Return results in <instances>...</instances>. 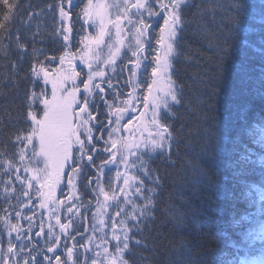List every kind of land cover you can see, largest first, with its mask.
I'll return each mask as SVG.
<instances>
[{
  "label": "trees",
  "instance_id": "16d2710c",
  "mask_svg": "<svg viewBox=\"0 0 264 264\" xmlns=\"http://www.w3.org/2000/svg\"><path fill=\"white\" fill-rule=\"evenodd\" d=\"M228 2L183 0L181 4L170 73L180 103L172 102L159 117L173 132V147L170 158L160 150L148 152L143 158L148 159L159 183L145 178V187L155 188L153 218L142 222L140 234H133L134 240L141 243L130 242L123 253L127 264H201L210 249L212 264H222L225 257L235 254L240 232L258 216L248 198L252 182L264 183V138L252 140L249 126L264 118V20L250 12L243 17V26L249 31L233 34ZM260 2L246 0L252 6ZM56 3L57 0H21L18 19L9 23L6 31H0V161L12 160L21 170L16 163L18 156L13 159V153L25 145L17 144L15 137L26 134L23 130L29 127L23 116V95L26 88L33 86L28 83V60L20 63L16 38L28 52L35 48L49 58L62 54L65 48L63 40L57 39V16L49 7ZM30 16L35 19L29 21ZM33 34L34 43L25 39ZM41 88L48 91L42 81L35 85L37 92ZM27 151L31 152L30 146ZM84 171L88 179L94 176L86 167ZM78 187V195L85 203L92 200L80 184ZM3 196L0 185V204L6 208ZM113 211L111 208L109 213ZM94 212L89 213L86 233V212L78 206L83 223L80 234L85 239L73 233L76 240L68 241L69 247L76 244L72 258L67 257L66 249L54 254L60 256L61 264H92L89 236L98 240L99 248L108 240L109 252H114L110 227L106 225L107 237L103 232L98 237L90 231L96 225ZM3 232L0 222V233ZM217 234L222 239L214 245L212 237ZM61 242L64 244V240ZM85 244L86 252L77 248ZM52 264H56L55 259Z\"/></svg>",
  "mask_w": 264,
  "mask_h": 264
},
{
  "label": "snow or ice",
  "instance_id": "6c2138e0",
  "mask_svg": "<svg viewBox=\"0 0 264 264\" xmlns=\"http://www.w3.org/2000/svg\"><path fill=\"white\" fill-rule=\"evenodd\" d=\"M182 3L183 0H174L169 5H162L163 11L167 12V17L163 19L164 26L159 28L158 38L149 36L148 29L152 25L145 22L152 19L153 13L149 10L151 5H146L140 0L134 3L130 0L125 2L122 5L124 11H118L115 20L107 19L106 10L103 7L94 5L92 0H87V3H84L83 7L75 13L76 21L82 24L77 32V47L81 49L80 52L72 51L66 43L63 48H69V50H62V54L49 58L35 48L31 52L26 51L27 46L17 36L16 46L21 53L20 63L23 65L24 60H28V83L33 88H26L23 95V116L29 127L23 130L26 134H17L15 137V142L25 147H21L18 153H13V159L18 156L16 163L21 165L26 175L21 178L19 175L21 169L17 168L12 160L0 161V185H3L4 193L2 203L8 205L7 208H3L0 204V211L4 213L0 216V222L5 227V231L0 233V264H9V262L10 264H38L31 252H25V248L33 244L31 239L33 235L39 237L41 233L52 245L46 249L49 253H55L61 246V237H63V249H66L67 257L71 259L76 244L73 243L72 247H69L68 241H75L76 235L73 233L80 234L83 227L82 216L77 214L73 205H78L85 212L91 208L96 209L93 217L98 223L90 231L99 237L96 228H100L104 237H107L108 232L104 226L110 227V239L115 242L117 253V258H113L110 264H117L118 260L119 264H127V261L123 259V253L129 249L130 242L137 245L141 243L140 240H134L133 234H140L142 222L153 218L152 194L155 193V188H146L145 178L153 184L159 183V177L154 176L148 159L142 158L141 146L152 152L160 150L165 155H169L173 147V132L170 126L165 125L159 119L158 109L161 103L158 97L153 96V86L158 83L156 77L168 74L170 57L174 52L172 41L177 35ZM20 4L21 0H0V31H6L9 23L18 19ZM49 7L58 13L60 35L57 39L68 42L69 34L72 32L73 12L78 7L77 0H57L56 4ZM169 8L172 11H168ZM250 12L258 14L264 20V0H261L258 6L249 5L246 0H229L227 14L230 31L233 34L249 31L243 26V17L249 15ZM132 17L136 19L133 20ZM28 19L31 21L35 19V16H30ZM66 21L69 22V26L65 30L63 25ZM93 23L97 26L96 34H84L81 37L80 33L85 32L83 25L91 26ZM125 32L128 33L129 46L134 50L127 64V67L132 70L131 76L124 82L123 87H131L132 91L117 93L115 89L120 85H111L106 80L104 71L100 70L102 61H100L98 51L103 50L101 46L108 49V63L114 68L115 59L124 47L122 34ZM25 39L32 40L34 43L35 34L31 37L26 36ZM153 39L155 40L154 45ZM109 41L111 43H108ZM42 56L43 61H48L47 65L42 61ZM76 59L82 61L83 66L87 68L79 84L77 79L80 73L73 65ZM93 61L97 62L96 70H93ZM153 61L150 83H144L149 79L146 74ZM52 63H58L60 67L53 69L50 66ZM138 74L141 78H133ZM96 80H104L105 87L112 91L113 96V102L105 104L107 110L104 116H110V119L102 122H95L96 117L93 116V111L96 110V104L90 99L93 89L101 97L105 95L100 85L95 83ZM41 81L44 86L50 84V93L44 88H41L39 92L35 90V85ZM80 84L83 85L82 89ZM144 88L147 90L146 95ZM138 92L140 94H137ZM78 94H82L83 99H78ZM120 95H126L127 99H119ZM169 97L171 101L180 103L175 88L169 89L165 100ZM116 101H119V107ZM101 103H104L103 99ZM163 106L169 107L167 103ZM113 108H115L114 112L111 111ZM150 108L152 111L149 114ZM136 109H143V111L137 115ZM134 119L138 123L134 124ZM94 129L100 134L96 135ZM125 131L129 133L137 131L140 139L125 137L123 135ZM81 135L84 137L83 140L80 138ZM98 145L103 146L98 147ZM28 146L31 147V152L27 151ZM74 148L79 155H73ZM133 149L136 153L134 161L129 159L133 155ZM86 150L91 154L87 155L85 163ZM102 155L106 158L100 159ZM32 161H35L36 166H30ZM41 164L42 167L39 166ZM77 165L81 166L77 167ZM110 166L117 168V171L114 177H108L107 188H105V170L111 171ZM120 166L126 169L123 173L118 170ZM85 167L94 174L93 179H88L84 171ZM129 168L141 169L140 177L129 175ZM66 169L70 170L69 173H66ZM29 172L31 175H27ZM3 177H8V179L5 180ZM79 177H83V180H79ZM121 179L124 187L114 188V182ZM16 181L20 185L19 196L16 195L14 185ZM62 184L63 187L68 188V193L63 191ZM77 184L81 185L85 194L92 196V200L85 203L81 197L76 195ZM90 185L95 187H90ZM58 189L66 200L56 198ZM129 190L136 200L140 201L139 204L128 196ZM117 191L124 193L119 202H117ZM33 198L39 203L32 206L25 203V200L31 202ZM11 200H15L16 203L13 204ZM121 203L124 205L123 208L120 207ZM37 207L41 211L39 219L34 221L33 217L37 214ZM108 207H113V213L105 212ZM45 211L50 212L46 229L44 223L41 222ZM29 212L33 215L26 216L25 213ZM62 212L67 213L64 217L67 222H62ZM102 216H107L108 219H100ZM13 220L16 223H13ZM21 220L28 225L27 228L23 227ZM57 227L59 235L56 234ZM100 238L103 240V237ZM80 239H85L84 235L80 234ZM92 239V236L88 237L89 243ZM106 245L107 241L104 242L105 251L107 250ZM81 248L85 252L88 250L87 244L82 245ZM35 250L33 246V251ZM25 256L28 259H23ZM53 258L56 264H61L58 255L44 259L48 264H52ZM92 264H96L95 260Z\"/></svg>",
  "mask_w": 264,
  "mask_h": 264
},
{
  "label": "rangeland",
  "instance_id": "374dc122",
  "mask_svg": "<svg viewBox=\"0 0 264 264\" xmlns=\"http://www.w3.org/2000/svg\"><path fill=\"white\" fill-rule=\"evenodd\" d=\"M134 1H135V0H130V2H133V3H134ZM125 2H129V0H92V3H93L94 5H99V6L103 7V8L106 10V13H107V19H111V20H114V19L116 18V15H117V12H118V11H119V12H123V11H124L122 5H123ZM153 2H154V0H145L144 3H145L146 5H151V6H152V3H153ZM77 3H78V7L74 10V12H73V20L71 21L72 32L69 34V36H70V40H69L68 42L63 41V43H64V44L67 43V44L69 45V48H70L72 51H74V52H80V51H81V49H80L79 47H77V32H75V29H74V28H75V26H76V23H77V25H79L80 27L82 26L81 22H77V21H76V15H75V13H76V11H79V8H80V7H83V4H84V3H87V0H82V2H81V0H79V2H78V0H77ZM80 3H82V4H80ZM79 4H80V5H79ZM164 4H165V5H166V4L168 5V0H158V4H157V5H158L159 7H161V6L164 5ZM161 9H163V8L161 7ZM149 10H151V8H150ZM169 10H171V8H169L168 11H169ZM162 11H163V10H162ZM55 12H56V14L58 15V13H57L56 10H55ZM163 12H164V14H167L166 11H163ZM146 13H147V12H145V14H146ZM166 17H167V15H165L164 18H166ZM132 19L135 20V17H132ZM81 21H83V17H81ZM74 24H75V25H74ZM68 26H69V22L66 21V22L64 23L63 27H64V29L66 30V29L68 28ZM163 26H164V25H163V23H162V27H163ZM83 27H84V29H85V32H81V33H80V36H81V37H82L84 34H89V35H95V34H96V28H97V26L95 25V23H93L91 26L85 24V25H83ZM59 29H60V28H59ZM58 31H59V30H58ZM158 33H159V32H158ZM157 35H158V34H157ZM122 36L124 37V47H123L122 49L125 48V50H122V51L120 52L119 55L123 54V53L126 51V48L129 46V43H130V42H129V39H128V33H127V32L123 33ZM108 43H111V42L109 41ZM101 47H102L103 50L98 51V55H99V57H100V61H102V63H100V70H103V71H104V73H105V78H106V77H111V76H113L114 73H115L114 70L116 69V66H117V64L119 63V62H118L119 60H116V59H115V67L113 68V66L110 65V64L108 63V49H107V48H104L103 46H101ZM69 48H65L64 51L69 50ZM44 63L47 65V64H48V61H44ZM96 64H97V62H96V61H93V70H96ZM73 65H74V67H75V70H76L77 72L80 73V77L77 79V83L79 84L80 79L83 78V77L85 76V73H86V71H87V68H86V66H83L82 61H80L79 59L74 60V61H73ZM50 66H51V68H53V69L60 67V65H59L58 63H52ZM152 66H154V61H153V63H152ZM142 67H143V65H142ZM149 73H150V80H151V70L148 71V75H149ZM169 75H170V68H169V71H168L167 76L156 77V79L158 80V83H157L156 85L153 86V96H154V97H158L159 100H160V103H161V106H160V108L158 109V116H159V117H160V113L163 112V111H165V110L167 109V107H164V106H163L164 103H167V104L169 105V104H171V103L173 102V101L170 100V97H169L167 100H165V98H166L167 95H168L169 89H170V88H175L174 85L172 84V82L170 81V77H169ZM135 79H136V77H135ZM150 80H149L148 83H150ZM98 81H102V80H96L95 83L98 82ZM69 83H70V82H69ZM48 86H49V91H50L51 86H50V85H48ZM82 87H83V85L80 84V88H81V89H82ZM137 94H140V93L138 92ZM146 94H147V90H145V95H146ZM49 98H50V96H49ZM78 99H83V95H82V94H78ZM90 99H91L92 101H94L93 93H92ZM149 99H151V97H150ZM77 111H78V109H77ZM135 111L137 112V115H139V113H140L141 111H143V109H136ZM148 111H149V114H150L151 111H152V109L150 108ZM159 119H160V118H159ZM133 123L136 124V123H138V121H136V120L134 119V120H133ZM129 127H131V126H129ZM123 135H124L125 137L131 136L133 139H140V137H139V133H138L137 131H133V132H131V133H129L128 131H125V132L123 133ZM81 137H82V135H81ZM106 137H107V136H106ZM148 152H152V151H149L147 148H144L143 146H141V153H143L142 158H144V156H145ZM78 154H79V153H78ZM135 155H136V153H135V149H133V155L130 156L129 159L134 161V160H135ZM30 166H36L35 162H34V163L32 162ZM39 166L42 167V164L39 165ZM110 168H111V171H109V170H107V169L105 170V177H104V179H106V186H107V179H108V177H109V176H113V177H114V176H115V172L117 171V168H112V166H110ZM118 170H119L120 172L123 173L126 169H125L123 166H120V167L118 168ZM65 171H66V173H69L70 170H67V169H66ZM128 172H129V175L137 176V177L139 178V177H140V173L142 172V170L139 169V168H136L135 170H133L132 168H129V169H128ZM14 175H15V174H14ZM19 175L21 176V178H23V177L26 175V173H25L23 170H21V171L19 172ZM27 175H31V173L29 172V173H27ZM78 179L80 180L81 177H79ZM14 185H15V188H16V195L19 196V193H20V185H19V182H18V181L14 182ZM78 185H79V184H77V189H78ZM61 187H63V184L61 185ZM113 187H114V188H123L124 185H123V183H122V179L119 180V181L114 182ZM105 188H107V187H105ZM63 191H64L65 193H68V192H69L68 188H66V187H63ZM77 193H78V190H77ZM77 193H76V195L78 196ZM116 195H117V201H118L119 199H121V197L124 196V193H121V192L117 191ZM128 196H129L133 201L136 200V198H135V196L132 194L131 190H129ZM56 198L59 199V200H66V197L60 194L59 189L57 190ZM10 199H11V198H10ZM11 202H12L13 204L16 203L15 200H11ZM25 203L28 204L29 206H32L33 204H38L39 201H37V200H35V198H33V201L30 202V201L25 200ZM113 203H116V202H113ZM6 205H7V204H6ZM7 207H8V205H7ZM7 207H6V208H7ZM123 207H124V205L122 206V208H123ZM73 208H74V210L77 212V210H78V205H73ZM111 208H113V207H108V208H106V209H105V212L109 213V211H110ZM9 211H12V210L9 209ZM40 211H41V210L37 207V208H36V213H37V214L33 217L34 221L37 220V219H39V212H40ZM95 213H96V209H95L94 214H95ZM77 214H78V213H77ZM25 215H26V216H30V215H33V214L29 212V213H25ZM49 216H50V212H49V211H45L43 221H41L42 223H44V227H45V229H46L47 226H48ZM66 216H67V213H66V212H62V222H67L66 220H64V217H66ZM100 219H105V220H107L108 217H107V216H102V217H100ZM94 221H95V223H98L97 220H94ZM12 222H13V223H16L15 220H13ZM20 223L23 225L24 228H27V227H28V225H27L26 223H24L23 220H21ZM118 226H119V225H118ZM104 227H105L106 229H108L106 225H105ZM3 231H5L4 224H3ZM96 231H97L99 234L101 233L100 228H96ZM109 233H110V235H111V230H110ZM56 234L59 235V228H58V227L56 228ZM66 234H67V233H66ZM92 237H93V236H92ZM31 239H32V241H33V244L28 245V247L25 248V252H31V253H32V257H33L38 263L43 262V263H45V264H48L47 260L44 259L45 257H53L55 253L59 252L60 250L63 251V243L61 242V246H60L59 248H57V250L55 251V253H49V252H47L46 249H47L48 247H51L52 245H51L49 242L46 241V238L44 237V235H43L42 233L40 234L39 237H36L35 235H33V236L31 237ZM62 240H64L63 237H61V241H62ZM109 240H110V239H109ZM107 241H108V240H107ZM114 244H115V242H114ZM91 245H92V246L94 245V247H95V249L92 248V246H91L90 248L92 249V254H93V257H94L93 259L95 260L96 264H110V261H111L113 258H117L116 248L114 247V252H113V253L109 252L108 243H107V245H106V249H107L106 251H105L104 243H101V247L99 248V247H98V240L95 239L94 237H93V239H92V241H91ZM33 246H35V249H36L35 251H33ZM5 247H6V245H5ZM109 254H110V255H109ZM23 259H28V257L25 256V257H23ZM53 259H54V258H53ZM53 259H52V260H53ZM9 264H10V262H9ZM117 264H119V260L117 261Z\"/></svg>",
  "mask_w": 264,
  "mask_h": 264
},
{
  "label": "clouds",
  "instance_id": "9594fccd",
  "mask_svg": "<svg viewBox=\"0 0 264 264\" xmlns=\"http://www.w3.org/2000/svg\"><path fill=\"white\" fill-rule=\"evenodd\" d=\"M249 128L252 140L264 138V118L254 120ZM213 134L215 135V132ZM248 202L258 216L240 232L238 251L234 249L235 254L225 257L222 264H264V183L252 182ZM221 239L222 235L217 234L212 237V242L215 245ZM212 250L204 253L201 264H212Z\"/></svg>",
  "mask_w": 264,
  "mask_h": 264
},
{
  "label": "flooded vegetation",
  "instance_id": "af4514ba",
  "mask_svg": "<svg viewBox=\"0 0 264 264\" xmlns=\"http://www.w3.org/2000/svg\"><path fill=\"white\" fill-rule=\"evenodd\" d=\"M160 14H161V11H158L157 12V16H156L157 19L160 17ZM108 83H110V82H108ZM110 84L111 85H115V83H110ZM119 85H120V87L115 89V91L117 93H128V91L123 87V84L119 83ZM101 86L105 89V92L103 91L105 93V95H104V98H103L104 103H101L100 107L103 106V108H105V104H110V103L113 102V96H112V91L109 88L105 87V81L101 83ZM120 96H119V99H121V100L127 99V97L121 98ZM99 99H100V97L98 98L97 103L99 102ZM116 103L119 104V101H116ZM99 108L96 110L97 114L99 113ZM105 110H107V109L105 108ZM114 111L115 110H113V112ZM96 113L94 114V117L97 116Z\"/></svg>",
  "mask_w": 264,
  "mask_h": 264
}]
</instances>
